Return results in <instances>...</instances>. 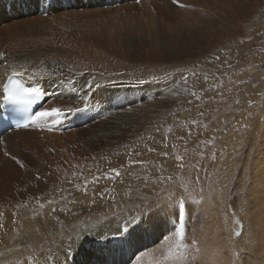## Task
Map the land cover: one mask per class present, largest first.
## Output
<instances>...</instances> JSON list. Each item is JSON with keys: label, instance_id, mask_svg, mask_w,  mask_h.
Returning a JSON list of instances; mask_svg holds the SVG:
<instances>
[{"label": "bare ground", "instance_id": "6f19581e", "mask_svg": "<svg viewBox=\"0 0 264 264\" xmlns=\"http://www.w3.org/2000/svg\"><path fill=\"white\" fill-rule=\"evenodd\" d=\"M129 1L131 0H127L126 2L130 3ZM141 1L142 3L148 4V2L152 0ZM123 2L124 0H122L121 3ZM171 2L175 6L173 0H171ZM47 3L50 5L49 14H51L48 17L47 15L43 16L40 11V8H44ZM107 3L108 2L105 0H87V2H85V0H44L43 2L40 0H0V53L4 54L0 55V102L2 101L3 95V80L7 75L17 73L23 76L28 83L41 86L45 88L49 94H53L51 99L45 97L36 111L42 108L50 109L54 106L61 107L62 110H65L67 107L83 110L79 112L72 111L70 113L65 111V114L60 117L49 118L46 121L34 123V125L45 124L44 128L35 127L16 131L11 130L0 137V140L4 141L2 144L3 146H0V160L3 158V163H0V264H53V261L55 264H62L64 260L63 254L57 255L54 250L56 249V245L68 233L89 230L97 235H102L104 240L118 239L119 236L115 235V229L123 225L125 221L138 215L142 217L147 216V214L151 212L149 208L150 204H155L152 210L154 211L166 200L169 192L173 193L174 197L182 199L183 189L187 187L186 183L181 186L180 191L178 189V191L174 189L170 190L172 188L171 186L170 189L165 191V184L159 182V180L167 183L166 179L168 176L163 174L162 171L153 169V166L148 165H140L138 167L128 166V170L124 169L125 176L122 180L112 175V182L114 179H119V181L114 183L116 185L113 184L108 195H104L103 197L99 196L100 193H105L103 192L105 189L100 188L102 185L99 187L91 183L93 178L96 177H93V174H96L101 167H106V164H104L106 160L101 159L100 156L103 154L105 157L109 154V160H111V158L115 159L114 152L120 145H116L117 143H115L114 140L119 123L116 124V119L112 122L109 121L108 130L106 131V128H103L105 131L98 133L102 131V129H100L102 126L98 127L96 123V125L94 124L95 126L90 125L92 126L90 128L87 126L89 118L84 122V125L80 123V119L82 115H89L88 108L90 109L92 106L90 98L93 97L96 91H99L98 95L101 97V101L107 104V106L100 107L106 109V107L109 108L112 106L115 109V106L119 105L118 99L122 93L124 94L125 105L127 106L131 102L133 99V86L132 84L129 85V81H123L122 83L116 81L118 85L116 84L114 87L102 89L100 88L103 85L102 83L97 82V86H91L94 81L99 80L101 77L97 76V74H92L90 64L93 65V63L101 59L102 63H106L107 59L113 56L112 54L111 56V52L109 53L108 51V44L111 45L112 43L108 41L105 43L104 41H91L88 45H85L82 41V39H84L83 36L76 33L78 31L70 32L69 28L73 25L74 19L80 20L81 15H91L92 11L98 12V9L101 7H114L113 4L105 6ZM7 4H10L12 10H5ZM94 4H98V6L95 8ZM156 4H154V7ZM179 4L184 6L177 7ZM179 4H176L171 12L174 20L176 19L181 23L184 17L191 22H193L195 18H198L199 20H197V22H201L202 20L203 27L200 28L201 33L204 28L206 29L205 25L208 26V23H211V27H209L210 29L208 30L209 32H206L202 36L211 38V36L221 35L222 39L231 37V33H227L228 25L232 19V17L229 16L231 9L228 0H216L214 4L213 0H179ZM240 5L242 4H238V6ZM86 6L88 7L86 8ZM122 6H124V3ZM79 8H83V11L80 12ZM20 9L36 10L35 14L37 17L32 21L21 19L22 21L15 22V20L10 22L14 17L24 16L26 11H21ZM167 12L165 14H167ZM148 14H151V12ZM199 14L208 17L205 19L204 16H200ZM31 15L33 16L34 14ZM228 17L230 18L228 19ZM221 19H223V21ZM156 21L157 20H155L154 23H156ZM152 27L154 28V26ZM152 31L154 32V30ZM238 31L241 32V29ZM99 36L101 37V35ZM76 38H80V41L77 42ZM110 40L111 39H109V41ZM86 55L90 57L88 62L85 61ZM1 57L3 61H1ZM259 61L260 63L263 62V60ZM21 64L26 66H21ZM252 68L255 67L253 66ZM86 72H89L93 76L87 77ZM229 72L231 73L232 71ZM68 81L72 83L69 84ZM88 87L92 89H88ZM159 87L161 88L162 86ZM166 103L168 102L166 101ZM151 104L149 106H151ZM149 106L145 107L148 108ZM257 110L260 109L256 107L251 108L248 112L249 117L246 119V122H243L241 120L242 118L237 120L241 123L240 128H242L237 131L239 134H237V132L233 134V131H231L235 129L236 123L229 127V132H227V136H229V148L227 149V146L225 148L229 151L228 155L236 148L233 147L236 146V143L234 142V145L232 142L234 136L235 139L238 137L242 139V136L245 135L244 131L247 132V129H249L248 127H254V129L256 128L255 132H258V126H256L257 118L256 120L253 118ZM127 117L128 120H125V122L127 128L131 129L132 121L136 118L131 121L132 115L130 116L129 112L127 113ZM72 121L78 123L65 129V125ZM248 123L250 124L247 125ZM121 124L122 128H126L124 122H121ZM138 124L139 122L137 125ZM120 130L123 131V129ZM126 131L124 130L126 135L123 145H129L126 139L130 138V133H128L127 129ZM122 136L124 135L122 134ZM261 138H264L262 134ZM117 142L119 143V141ZM237 148H239V144ZM21 149L24 150V152H21ZM26 150H30L29 156L25 154ZM257 150L261 151V147ZM3 151H7L10 155H3ZM262 152V157L260 159H253L252 162L255 167H252L253 170L252 172L250 170V175L248 176V208L254 212V215L249 219L241 220L242 218L238 216L237 213H234V211L233 214L231 209L223 216L216 212V210L209 212L217 217L219 224H223L227 221L228 226H226V228L232 227L233 230H235L238 225L235 221L238 218L239 221H242L241 224L238 225L240 228L242 225L240 236H236L235 232L231 235V241L233 243L231 248L234 246V251H238V246L236 245V243H238L237 239H242L244 233L251 235L252 240L254 239V245L250 247L251 251H248L247 255H245L247 258L244 257V250L240 248L238 258L243 260V263L240 262L241 264H253V261L249 260L253 259V257L256 258L257 263L264 264V151ZM11 156H16L23 163L24 167H20V165L10 158ZM208 161L210 160L208 159ZM223 161L224 160H222V162ZM226 161L228 162L227 157ZM90 162H93L92 164L94 165ZM227 162L218 164L216 169L222 172L220 179L214 182L212 179L210 183L213 182V185H220L222 176L226 171V166H228ZM113 164H117V162ZM207 164H210V162H207ZM209 167L203 168L204 170H208V175H205L203 178L209 176L210 170H213V167ZM104 172L103 169H100L98 174ZM37 175H39V179H37ZM85 180H87L88 190L84 191L88 193L89 188H91L95 191V197L97 194L99 196V199L94 197L96 203L93 205L77 208L73 206L77 205L75 202L65 204L57 200L59 205H56L54 199H50L53 196L51 195V191L53 190L57 193L56 196L61 198H65L72 190H75V192H72L69 196L77 194L81 196L84 192L82 190L84 189ZM199 181H201V179ZM107 182L112 185L109 181ZM202 182L205 188L207 185L204 181ZM177 186L179 187V185ZM210 186H212V184ZM208 190H206V194L209 192ZM211 193L212 192H210V195L208 194V197L213 200L211 198L213 194ZM150 197H155L158 202H149ZM48 201H52V203L49 204ZM211 203H213V201H211ZM41 204L44 206L41 207ZM61 206H63L62 209H60ZM251 207H254V209ZM52 208H56L57 211H63L54 213L51 211ZM67 211L68 215H66L65 219H60L59 222L53 219V216L61 213L64 214ZM72 211L75 213L69 216ZM194 213L196 212L190 213L192 217L191 223H194L196 220ZM222 217H224V220ZM173 220L174 217L172 216L162 215L157 227L150 229L147 234L143 235L134 249L124 253L109 252L107 249L99 250L87 241L85 242L84 248L88 250V258L91 260L92 264H166L164 256L169 250H175L178 241L176 232L183 227L182 218L180 216L178 221ZM57 224L59 228H56ZM173 225L176 226L175 229ZM44 226H52L53 229L45 232L43 231ZM228 234L229 230L225 228L222 232L217 233V235L213 237L208 233H204L201 235L202 242L195 246L191 245L195 237L185 234L184 242L189 245L186 254L190 258L195 249L203 251L205 254L207 253L201 261H193V264H231L232 252L229 249ZM165 237H167V239H165ZM88 239L91 240L92 237H88ZM241 242L242 241H240V243ZM100 243H103V240H101ZM248 246H250V243ZM242 247L244 248V245ZM236 254L238 255V252H236ZM84 259L85 256L83 254L77 255L76 264H82Z\"/></svg>", "mask_w": 264, "mask_h": 264}, {"label": "rangeland", "instance_id": "374dc122", "mask_svg": "<svg viewBox=\"0 0 264 264\" xmlns=\"http://www.w3.org/2000/svg\"><path fill=\"white\" fill-rule=\"evenodd\" d=\"M215 1L213 0V4ZM129 2H123L124 6L121 3L114 5V7H101L98 9V12L92 11L91 15H81L80 20L74 19L73 25L69 28L70 32L78 31L76 33L83 36L84 39L82 41L85 45H88L91 41H104V43L108 41L112 43L111 45L108 44V51L113 56L111 55L112 57L110 56L111 58L107 59L106 63H102L101 59L97 60L93 65L90 64L92 74H97V76L101 77L99 80L94 81L91 86H97L98 83H102L103 85L100 87L102 89L114 87L117 82L122 83L123 81H129V85L132 84L133 86V99L127 106L124 103L123 93L119 97V105L115 106V109L112 106L109 108L106 107V109L100 107L107 106V104L101 101V97L98 95L99 91H96L92 97L93 99L90 98L92 106L90 109L88 108L90 117L87 126L91 128L97 123L98 127L102 126L100 128L102 131L98 132L100 133L108 130L109 121L112 122L116 119V124L119 123V126H117V133L115 132L114 140L117 143L116 145L120 144L114 152L116 161L114 158L109 160V154L105 157L103 154L100 156L101 159L106 160L104 163L106 167L103 166L100 168L105 172L98 174L100 169L97 173L94 172L97 175L93 174V177H100V181L98 180L96 182L95 177L93 178L94 181L92 180L90 182L92 185L99 187L102 185L103 187L101 186L100 188L107 189L108 191L103 190V192H105V195H108L113 184L117 183L119 179H114L112 182V178L105 177L114 175L122 180L125 176L124 169L128 170V166L138 167L140 165H148L153 166V169L162 171L163 174L168 176L166 179L167 183L159 180V182L165 184V191L171 187L170 190L174 189L176 191L178 189L180 191L181 186L187 183V187L183 189L181 208L179 209V216L182 218L185 234L193 235L198 244L202 242V234L208 233L213 237L217 233L222 232L224 228L228 229V244L232 252L231 264H241L240 262L243 263V260L238 258L240 248L244 250V257L247 258L245 255H247L248 251H251L250 247L254 245V239L252 240L251 235L244 233L242 239H237L238 243L236 245L238 246V251H234V246L231 248L233 244L231 235L236 231L241 232V228L238 225L235 230L232 227L226 228L228 226L227 221L219 224L217 217L209 212L216 210V212L223 216L231 209L232 213L234 211V213H237L242 218L241 220L249 219L254 215V212L248 208L247 197L249 192L248 176L250 175V170L252 172L255 167L252 161L254 158L260 159L262 157V151H264V138H261V134L264 137V0H228L232 12H229V16L232 19L228 25L227 33H231L229 34L232 39L231 37L222 39L221 35H215L216 37L211 36V38L202 36L206 32H209L211 23H208V26L205 25L206 29L204 28L201 33L200 28L203 25L202 20L201 22H197L199 20L198 18L193 20L194 23L188 21L184 16V18L182 17L183 20L181 23L176 19L174 20L171 12L176 4L174 3V6L171 0H152L148 4L142 3V1ZM153 3L158 4L154 7ZM238 4L242 5L238 6ZM108 5L111 4L107 3L105 6ZM97 6L98 4H94L95 8ZM177 7L180 6L177 5ZM79 9L80 12L83 11V8ZM20 10L26 11L24 16L14 17L10 22L15 20L17 22L21 19L32 21L37 17L35 14L36 10ZM47 10L40 8L41 14L43 16L47 15L48 17L51 14H49V9ZM150 12L151 14H148ZM166 12L167 14H165ZM31 14L34 15L32 16ZM157 14L160 15L158 16ZM199 15L204 16L205 19L208 17ZM155 20H157L156 23H154ZM221 20L223 21V19ZM190 26L194 27L191 28ZM239 29H241V32L238 31ZM109 39L111 40L109 41ZM76 40L79 42L80 38H76ZM88 60H90V57L86 55L85 61L88 62ZM259 60H263V62L260 63ZM1 61H3L2 57ZM21 66L26 65L21 64ZM253 66L255 68H252ZM229 71L232 72L230 73ZM86 75L87 77L93 76L89 72H86ZM88 89L92 88L88 87ZM140 96L141 103L138 104L139 102H137L136 104V98ZM148 96L151 97L148 98ZM150 104L151 106H149ZM145 106L149 107L147 108ZM253 107L260 109L253 115L254 120L257 118L256 126H258V132H255L256 128L248 127L249 129H247V132L244 131L245 135L242 136V139L239 137L235 139L234 136L232 142H235L236 146L233 147L237 148L239 144V148L233 149L234 151L228 155L229 151L225 148L226 146L227 149L229 148V136H227L229 127L236 123L235 129L231 130L233 134L242 129L240 128L241 123L237 120L242 118L241 120L246 122V119L249 117L248 112ZM117 110L120 111L118 112ZM128 112L130 116L132 115L131 121L136 118L133 120L134 122L132 121L131 129L127 128L125 122V120H128ZM193 121H196V124H193ZM121 122L125 123L126 128L121 127ZM135 122H139V124L137 125ZM75 123L78 122L72 121L67 124L68 126L65 125V129L72 127ZM103 128L106 129L103 130ZM120 129H123V131ZM126 129L130 133V138L126 139L129 145H123L127 132ZM237 134L239 133L237 132ZM260 147L261 151H258L257 149ZM20 151L24 152L22 149ZM29 152L30 150H26L25 154L29 156ZM164 152L168 153L167 157L161 155ZM176 155L183 157V168L178 167L179 162L175 160ZM226 157L228 162L226 161ZM222 160L224 161L222 162ZM1 162L3 163V158H1ZM116 162L117 164H113ZM207 162H210V164H207ZM225 162L228 163V166H226V171L222 176L220 185H213L215 180L218 181L220 179L222 173L216 167L218 164ZM204 167H213V170H210L209 176H207L209 181L207 177L203 178L205 175H208V170H204ZM114 168L115 170H119L118 176L115 175ZM200 179L201 181H199ZM212 179L213 182L210 183ZM107 181L112 183V185L108 184ZM202 181L207 185L205 188L203 187ZM211 184L213 187L210 186ZM205 189H209L207 194ZM72 192L74 193L75 190H72ZM210 192L213 194L211 195L213 200L208 197ZM56 194L53 190L51 191V195L53 196H50V199L53 198L56 205H59L57 200L65 204L75 202L77 205L73 206L77 208L96 203L94 199L95 191L91 188H89L88 193L84 191L81 196L79 194L69 196V194L65 198H61L56 196ZM99 196L97 194L95 198L99 199ZM152 201L158 202L155 197H150L149 202ZM154 207L155 204H150V211ZM62 208L63 206L60 207V209ZM251 208L254 209V207ZM191 212H196L194 213L196 219L194 223H191ZM74 213L72 211L69 216H72ZM66 215H68V211L64 214L61 213L53 216V219L59 222L60 219H65ZM222 218L224 220V217ZM173 221H177V218L174 217ZM56 228H59L58 224ZM43 229L46 232L53 229V227L44 226ZM240 241L242 242L240 243ZM249 243L250 246H248ZM243 245L244 248L242 247ZM236 252H238V255ZM206 255L207 253L205 254V252L195 249L188 263L193 264V261H201ZM249 260L253 261V264H259L254 257Z\"/></svg>", "mask_w": 264, "mask_h": 264}, {"label": "snow or ice", "instance_id": "6c2138e0", "mask_svg": "<svg viewBox=\"0 0 264 264\" xmlns=\"http://www.w3.org/2000/svg\"><path fill=\"white\" fill-rule=\"evenodd\" d=\"M173 3L179 4V0H173ZM179 6L183 7L184 5L179 4ZM0 55H4L0 53ZM219 59V57H217ZM195 75V73H193ZM187 79V77H185ZM207 79V78H206ZM71 84V81H68ZM4 93L6 95H2V98L5 101H11L16 104H22L25 106L27 110L31 105L36 104V102L41 101L45 97L51 99L53 94H49L47 90L41 86L35 87H17L14 91L9 90V86L5 84ZM65 111L70 113L72 111H83L82 109L76 108L73 109L71 107H67L65 110H62L61 107H51L50 109L42 108L39 111H35L34 114L27 117V119L32 122H43L49 118L60 117L65 114ZM196 124V121L192 122ZM18 127H29V123L25 124H17ZM158 131V129H157ZM182 139V138H181ZM4 141L0 140V144H3ZM167 147V145H165ZM154 150V149H153ZM5 156H9L10 153L4 151ZM161 155L167 157L168 153L164 152ZM13 161H15L20 167H24L23 163L16 157H10ZM175 160L178 161V167L183 168V157L180 155L175 156ZM115 175H119V170H113ZM39 175H37V179H39ZM105 178H113V177H105ZM100 177H96L95 180L98 182ZM170 179V178H169ZM84 190L87 191V180L84 181ZM105 193H100V196L103 197ZM114 199V198H113ZM49 204L52 201H48ZM41 207L44 205L41 204ZM181 206V199L179 197H174V194L169 192L166 200L162 202L154 211H151L147 214V216H134L129 218L123 225L115 229V235L119 236L118 239L104 240L102 235H97L89 230L82 231H73L68 233L57 245L54 250L57 255L63 254L64 260L62 264H76L77 255L83 254L85 259L82 264H92L91 260L88 258V250L84 248L85 242L87 241L89 244L95 246V248L99 250L107 249L109 252H120L124 253L126 251L132 250L136 247L139 239L147 234L150 229L157 227L160 218L162 215L164 216H173L179 220V209ZM52 212H56V208L51 209ZM63 211V210H61ZM236 224H241L239 219H237ZM175 225L173 228L175 229ZM242 228V225H241ZM241 234L240 231H236L235 235L239 236ZM178 236V241L175 246V250H169L167 254L164 256V261L166 264H188L189 256L186 254V250L189 248V245L184 242L185 240V230L183 227L180 228L179 231L176 232ZM88 237H92L91 240ZM167 239V237H165ZM103 240V243L100 241ZM197 244L196 240L191 242L192 246ZM46 260V257H45ZM53 264L55 262L53 261Z\"/></svg>", "mask_w": 264, "mask_h": 264}]
</instances>
